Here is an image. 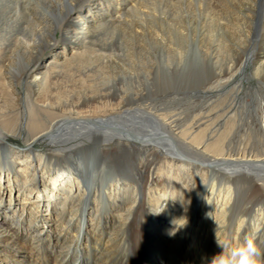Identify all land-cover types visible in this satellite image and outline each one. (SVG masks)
I'll list each match as a JSON object with an SVG mask.
<instances>
[{
  "label": "bare ground",
  "instance_id": "bare-ground-1",
  "mask_svg": "<svg viewBox=\"0 0 264 264\" xmlns=\"http://www.w3.org/2000/svg\"><path fill=\"white\" fill-rule=\"evenodd\" d=\"M85 1L0 0V213L6 209L0 243L30 252L19 264H210L259 225L264 248L262 102L255 125L247 127L245 107L241 120L235 118L240 109L229 95L210 103L209 95L197 103L189 99L197 88L213 93L244 65L229 53V24L218 21L216 0H98L112 4L98 14H84ZM226 1L229 17L235 2H248ZM254 2L255 32L264 0ZM182 24L186 33L207 31L206 42L191 48L192 60L213 63H166L162 53L155 73L149 62H119L142 50L125 41L127 31L161 39ZM55 30L62 32L63 51L40 61ZM109 30L118 39L97 40V50L95 39ZM251 36L245 35V45ZM142 51L150 58L151 51ZM188 52L181 62H189ZM15 57L28 62L15 65ZM252 66L263 80L264 61L255 58ZM16 85L24 93H16ZM163 134L171 144L158 141ZM9 135L24 137V146L10 147ZM44 136L58 145L53 152L37 151L35 142ZM46 174L74 178L62 200L46 203L54 210L48 216L54 235L39 232L46 218L32 210L47 189L37 177ZM76 185L83 194L70 198ZM182 216L186 227L170 236L171 221Z\"/></svg>",
  "mask_w": 264,
  "mask_h": 264
},
{
  "label": "rangeland",
  "instance_id": "rangeland-1",
  "mask_svg": "<svg viewBox=\"0 0 264 264\" xmlns=\"http://www.w3.org/2000/svg\"><path fill=\"white\" fill-rule=\"evenodd\" d=\"M172 1H176V0H172ZM254 1L255 0H248L247 3L235 2L233 9L232 10L230 9V12L233 13L234 16L229 17L227 13V9L230 7L229 2L226 0H216L217 9L219 10L218 21L219 22L228 21L227 24H229L228 25L229 27L226 31L227 32L226 37H227V40L230 46L229 53L232 54L234 57H238L237 63H243L244 65L241 67L242 69L240 71L239 70L237 71V73L233 76L232 80L228 81L223 86L217 87L215 91H209L213 93H207L208 89L206 90L201 87V88H197L196 90H194L193 94L191 95V98H189L191 99V101H195V103H197L198 100L200 102L203 100V96L209 95L210 97H208L206 100H208V102L210 103L211 100L216 101L218 98L221 99V96L229 95L232 97V101H231L232 106L234 108L240 109V111H238L237 114L235 113V118H239L241 120V117H242L241 107L243 106L245 107L244 110L246 111L244 113H246L245 115L246 120L244 124L245 126L247 125V127L255 125L253 124L254 117L256 116V115L254 116V114L257 111L256 109H258V103H260V101L262 102V106L264 109V78L263 80H260L258 77H255L254 69L252 66V63L254 62L255 58H261V60L264 61V5H263V10L261 11V15L258 18L260 20L259 26H258L260 30H258V28L256 30L255 28V32H254V29H253L255 27L254 25H256L258 22V20L256 22V19L254 18L253 12H252L253 10H256L257 8ZM97 2L98 0L85 1V4H88V5L90 4L91 6L89 10V6L87 5L84 11V14H92V12H95L96 14H98L101 11L100 10L101 7L106 9V8H109V5H112L111 3L105 2V1H103L102 4H98ZM36 4L39 6L38 3ZM176 11H179V10L171 9V12L174 15ZM197 12L198 11H193L192 14H197ZM177 26H179V28L172 29L165 38H161V39H156L155 37H150V39H148L146 37H143V35L137 37V36H134L132 32L127 31V34H126L127 37L125 36L127 40L125 39V41L129 45L132 46L137 43L141 45L142 50L146 49V50L151 51L152 53L150 55V58H148L145 52H143L140 48L138 50V53L136 52L134 54L128 53L126 57L123 58L122 61H119V62H149L155 65V73H157L158 70L160 69L158 67L163 64L162 61L164 58L161 55L162 53H164L163 54L164 57L165 55L168 57V61L165 59L166 63H177V62L189 63V64L213 63V62H194L192 60L191 48H195V47L197 48L198 44L201 45L202 43L206 42V40L208 39L206 37L207 31H206V35L198 36L196 35V33H193V34L186 33L182 27L183 24L181 26L180 25H177ZM182 31L184 33H182ZM258 31H261V33L263 31V34L261 35L262 37L260 41L256 43L254 39V35H256ZM249 34H253V36H251L250 38L251 41L249 40V43L245 45V35H249ZM118 37H119V34L114 33L113 30H109L106 33H101V35H99L95 39L94 47L97 50H100V46L99 44H97L99 43L97 42V40L99 39H101V43H103V41L105 40L107 42L108 41L114 42L116 39H118ZM52 38L53 39L50 42H48V45H45L40 51L39 57H38V59L40 58V61L41 60L49 61L55 55H59L60 53H62L63 45H64L61 40L62 32L60 30H55ZM176 39H178V41H175ZM179 39L181 40L179 41ZM180 42L181 44H179ZM182 42L185 43L183 45H185L186 50L184 49V51L180 53L179 55V51L183 50V49H179V46L182 45ZM195 44H197V46ZM187 50H189L188 52L189 62H181V58L187 54ZM198 52L201 53V57H202V52L200 49L198 50ZM91 56L94 57L95 53H91ZM95 58L96 59L94 62H101L100 57L99 58L95 57ZM15 60L17 62L15 63V65H17L21 59L15 57ZM89 60L91 61L92 58H89ZM21 62H28V60L22 58ZM31 63L34 64V61H31L29 65H32ZM157 63H159V65L156 67ZM217 63L219 64L223 62H217ZM126 72L128 71L126 70ZM167 73L168 72H166V74ZM169 73L171 72L169 71ZM121 74L122 72L120 70L117 73V76ZM15 89H16V93L18 94L19 92L24 93V88L20 85H16ZM190 106H192L191 103L190 104L186 103L185 105H183V107L184 108L186 107L187 109ZM262 129L264 130V127ZM163 135H167V136H165V138H162V139L159 138L160 140L158 139V141L162 140L161 142L166 141L169 144H171L172 139L168 138L169 134H163ZM23 138L24 137H22L21 135L19 136L9 135L7 138V141L9 142L8 144L10 147L17 149V148H22L24 146ZM57 146L58 145L51 143V141L45 136L35 142V147L38 152H47V151L53 152L57 148ZM170 147L176 153L185 154L186 156H188L189 154L183 149L177 148L173 145H170ZM18 157H20V155H18ZM57 166L64 167L63 165H60L59 163H57ZM1 172L2 171L0 170V175H1ZM66 176H69V174ZM51 179H53L54 181L51 182ZM37 180L39 181L40 184H42L43 182V184L45 183L47 185V189L44 190L43 193H41L43 197L40 196V199L42 200L41 205L34 207L32 209L36 217L41 216L47 219V220L45 219L41 223L39 222L38 230L43 235L44 234L54 235L56 232V228H55L56 226L54 225L52 221L49 220V217H48L49 214L54 210H48V208L46 207V203L55 202L57 200H62L66 195V192L63 190L64 187L66 186V184H69L70 182H72L74 178L63 177V176L52 177L46 174L43 176L39 175L37 177ZM82 189L83 187H80L79 189L78 185L73 187V191L72 193H70V198H72V196H75L74 194L76 193L82 196L83 191H84ZM5 190L8 193L9 187L5 186ZM10 191H12V194L14 197L18 193V191L17 190L14 191V189H11ZM41 191H42V185H41ZM37 193L38 191L35 190L30 195L31 201L33 202V203H30V207L34 206L33 204L37 202L35 200V196ZM5 201H8V196L5 199ZM4 212H6L5 208L1 210L0 214L4 216L5 215ZM9 213H11V210ZM83 226L86 227L87 229L86 232L89 231L86 222L84 223ZM29 254L30 252L26 248H24L23 250L13 249V248L7 247L6 245H3L2 243H0V264H19L24 258H27Z\"/></svg>",
  "mask_w": 264,
  "mask_h": 264
},
{
  "label": "clouds",
  "instance_id": "clouds-1",
  "mask_svg": "<svg viewBox=\"0 0 264 264\" xmlns=\"http://www.w3.org/2000/svg\"><path fill=\"white\" fill-rule=\"evenodd\" d=\"M164 209L159 212H150L159 215ZM171 223L173 227L168 234L174 236L178 230L186 227L188 219L186 216H182L174 218ZM260 231V226L254 225L251 236H245L243 242L239 246L231 248L226 255L221 253L214 256L210 264H264V248H261L258 239ZM217 244L221 249H227L229 242H221L217 239Z\"/></svg>",
  "mask_w": 264,
  "mask_h": 264
}]
</instances>
